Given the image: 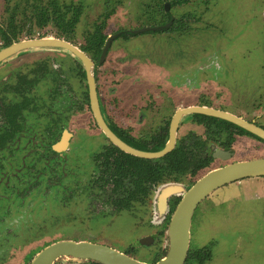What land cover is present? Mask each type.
Instances as JSON below:
<instances>
[{
  "label": "flooded vegetation",
  "instance_id": "1",
  "mask_svg": "<svg viewBox=\"0 0 264 264\" xmlns=\"http://www.w3.org/2000/svg\"><path fill=\"white\" fill-rule=\"evenodd\" d=\"M67 1L60 0V3L74 2L84 7L82 0H71L69 3ZM135 1L137 10L128 15L132 11H127L129 5L124 6V0H116L114 4L106 0L105 13L99 16V22L93 24L92 31L85 35L83 45L77 46L74 40L82 15L79 16L73 32L66 37L56 35L53 30L55 28L47 26L43 30H36L35 35L25 38H50L47 35L51 32L44 31L51 29V38L66 41L85 54L92 63L95 103L103 126L128 149L149 155L157 154L154 157L141 158L126 152L105 134L92 111L91 89L84 66L70 53L65 52L69 58L63 60L58 69H53L50 64L53 62L50 59L52 57L48 55L42 57L33 68L24 71L21 69L22 55L27 51L15 55L21 56L16 66H8L7 60L10 58L0 63V198L14 199V210L21 208L26 202L31 205L41 202L42 198H50L56 206L64 210L65 214L61 219L58 217L57 222L68 230V235L35 241L39 242L40 248L21 264H30L36 255L59 242L103 246L140 264H157L167 255V230L172 215L182 200L181 194L171 193L166 199V207L163 208L158 201L161 190L173 184L192 186L214 169L258 159L236 160L234 146L243 136L257 140L260 145H264V140L219 118L198 113L182 116L176 123L172 145L170 132L176 113L190 107L226 112L264 130V122L259 121L263 118L259 109L264 108V101L255 107V116L237 115L204 102L181 108L176 106L173 112L160 111L162 122L158 128L152 133L142 132L141 135H136L134 128L135 131L146 130V125L143 124L145 113L137 122L133 118L127 119L126 123L115 120L114 114L102 100L97 76L99 66L109 61L108 53L114 42L122 40L129 43L132 39L149 33L150 37L147 39L150 44L155 39L172 44L173 40L188 32L191 22L196 24L201 21V18L191 15L193 10L182 16L176 14L178 9L191 0L185 3L180 0ZM114 14H119L123 21L126 20L125 26H118L115 31L107 32L108 21ZM145 21L150 25L139 27L140 24L136 23ZM15 24L18 22L15 21ZM4 27L0 25L1 29ZM143 29L148 30L138 32ZM21 36L22 34L9 45L22 41ZM9 45L4 46L0 34V50ZM122 61L133 63L130 60L116 59L111 60V63L120 65ZM45 81V96L35 99L30 97ZM9 94L14 95L17 100L6 103L5 98ZM35 101L38 107L36 110L41 111L38 125L42 129L39 130L31 123L32 119L24 116L25 112L28 113L27 116L33 114ZM168 101L171 102L169 99ZM76 116L82 118L84 124L76 126ZM200 116L224 121L229 125L211 124L212 130L216 132L212 135L207 129L210 124ZM184 123L190 129L185 135H181ZM85 142H90V146L85 147L88 151L84 155V161L77 163L69 160V157L74 158L77 154L74 150L76 144L83 145ZM167 145H170L169 150ZM216 151L225 152L226 158L213 157ZM222 162L226 164H221ZM182 166L186 167L185 171ZM259 178L264 176L243 178L230 184ZM224 186L215 189L195 207L190 223L189 247L183 264H210L215 260L217 245L212 240L203 246L192 247V237L195 238L198 233V230H193L192 234V224L195 210L200 203ZM118 222H123L129 229L127 231L131 232L129 240H123L128 244L124 250L114 248L109 245L108 240L100 236V230L111 232L110 229ZM135 228L140 233L134 239ZM51 264L104 263L91 258L60 256Z\"/></svg>",
  "mask_w": 264,
  "mask_h": 264
},
{
  "label": "rangeland",
  "instance_id": "2",
  "mask_svg": "<svg viewBox=\"0 0 264 264\" xmlns=\"http://www.w3.org/2000/svg\"><path fill=\"white\" fill-rule=\"evenodd\" d=\"M56 1L60 3V0ZM115 1L109 0V3ZM47 2L0 0V25L5 26L12 18L32 29V5L41 7ZM81 2L83 13L74 38L77 46L83 45L85 35L92 31L95 22H99L98 18L105 13L107 5L106 0ZM123 5L130 6L126 8L132 11L128 15L137 10L135 0H124ZM191 10V15L201 21L191 22L188 32L173 40L172 44L155 39L152 45L148 42L149 33L129 43L116 40L108 53L109 61L98 68L101 97L115 120L126 123L127 119L133 118L137 122L145 113L143 124L146 130L135 131L134 128L136 135L156 130L162 122L160 111L173 112L177 107L204 102L237 115L255 116V107L264 101V0H191L176 14L182 16ZM118 15L111 16L107 32L125 26L126 20ZM136 23L140 24L139 27L150 25L147 21ZM27 29L25 27L21 33L22 40L29 36ZM47 31L51 32L47 37H51L53 30L44 32ZM48 55L52 57L53 69H58L63 60L69 58L61 50H29L22 55L21 69L28 71ZM20 57L7 60L8 66L19 64ZM113 59L133 63L122 61L115 65L111 63ZM45 84L46 81L30 97L45 96ZM16 100L12 94L5 98L6 103ZM37 108L35 101L33 114L27 116L25 112L24 116L32 119L31 123L39 130L42 129L38 125L41 111ZM259 110L263 117L259 121L264 122V108ZM82 120L76 116L75 125L84 124ZM188 129L184 123L181 135H185ZM89 146L90 142L77 143L74 147L77 154L69 160L83 162L88 151L85 147ZM234 149L236 160L264 157V145L245 136L237 140ZM14 202L9 197L0 198V264H21L37 251L39 242L35 241L68 235V230L57 222V218L61 219L65 214L64 210L50 198H42L41 202L31 205L26 202L15 210ZM127 230L123 222H118L111 232L100 230V236L114 248L124 250L128 244L123 240H129L131 233ZM193 230L198 233L196 239L192 237V247L203 246L210 240L216 243V258L210 264H264V178L243 180L216 190L195 210L192 234ZM139 233L135 228L134 239Z\"/></svg>",
  "mask_w": 264,
  "mask_h": 264
},
{
  "label": "water",
  "instance_id": "3",
  "mask_svg": "<svg viewBox=\"0 0 264 264\" xmlns=\"http://www.w3.org/2000/svg\"><path fill=\"white\" fill-rule=\"evenodd\" d=\"M148 29L139 30L138 32L147 31ZM109 42V41H108ZM36 49H54L70 53L76 57L84 66L86 78L91 89L92 97V111L93 114L105 132V134L113 141L114 144L141 158H150L155 155H149L139 152H134L128 149L127 146L118 141L102 124L98 114L97 105L95 103V91L92 77V63L78 48L72 46L70 43L56 39V38H39L31 40H22L9 45L0 50V63L25 51ZM103 56V54H102ZM198 113L207 116L219 118L231 122L242 129L256 135L264 140V130L243 121L226 112L217 111L205 107H190L179 110L175 117L174 123L171 125L170 144L174 139V133L177 121L187 114ZM170 145H167V150ZM161 154H158V156ZM215 158H226L225 152L216 151L212 155ZM264 176V159H257L252 161L238 162L212 170L198 180L194 185L185 187L183 185H169L161 190V196L158 199L160 206L166 207V199L169 194H181L182 200L176 207L168 230V252L166 257L157 264H183L186 253L189 247L190 240V223L193 211L197 204L205 197L212 193L215 189L230 184L232 182L241 180L243 178L263 177ZM60 256H73L79 258H91L98 260L104 264H140L132 261L114 250L105 248L103 246L89 245V244H75L70 242H59L54 244L41 253L36 255L30 264H51L56 258Z\"/></svg>",
  "mask_w": 264,
  "mask_h": 264
},
{
  "label": "trees",
  "instance_id": "4",
  "mask_svg": "<svg viewBox=\"0 0 264 264\" xmlns=\"http://www.w3.org/2000/svg\"><path fill=\"white\" fill-rule=\"evenodd\" d=\"M180 1L183 3L187 2V0ZM32 6L34 8L33 13L30 17V26H32V29H29V26H24V23L15 24V21L12 18H9L4 28H0L1 40L3 41L4 46H7L10 43L18 40V36L23 33L25 27L28 28L26 33L31 36L36 30H43L48 26L52 29L55 28L53 30L56 35L66 37L68 34L73 32L74 27L79 20V16H81L82 14L81 11L83 10L81 5H73L71 3L61 4L56 0H48V2L46 4H43V6L41 7H39V4H34ZM200 118L210 124V126H207V129L212 135L216 132L214 131V129L212 130L211 124L215 123L216 125H229L224 121H218L213 118H208L204 116H200ZM240 132L244 133L243 130H241ZM182 170L185 171L186 167L182 166Z\"/></svg>",
  "mask_w": 264,
  "mask_h": 264
}]
</instances>
